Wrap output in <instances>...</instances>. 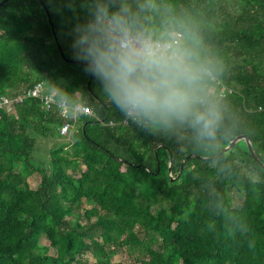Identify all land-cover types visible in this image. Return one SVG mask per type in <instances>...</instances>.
Wrapping results in <instances>:
<instances>
[{"label":"trees","instance_id":"1","mask_svg":"<svg viewBox=\"0 0 264 264\" xmlns=\"http://www.w3.org/2000/svg\"><path fill=\"white\" fill-rule=\"evenodd\" d=\"M44 2L53 24L40 0L0 8V99L13 101L0 106V264H118L122 251L141 264H264V166L245 139L204 158L248 135L264 163V0H172L219 61L222 120L204 142L120 117L72 46L84 0ZM38 82L72 106L66 134L57 103L26 96Z\"/></svg>","mask_w":264,"mask_h":264},{"label":"clouds","instance_id":"2","mask_svg":"<svg viewBox=\"0 0 264 264\" xmlns=\"http://www.w3.org/2000/svg\"><path fill=\"white\" fill-rule=\"evenodd\" d=\"M84 9L73 49L120 117L146 132L216 138L219 61L194 19L172 0H84Z\"/></svg>","mask_w":264,"mask_h":264},{"label":"built area","instance_id":"3","mask_svg":"<svg viewBox=\"0 0 264 264\" xmlns=\"http://www.w3.org/2000/svg\"><path fill=\"white\" fill-rule=\"evenodd\" d=\"M26 96H32V97H37L40 98L44 105L46 106V108L50 109L54 104H58L61 107V114L63 116V118H66V123L65 125H63L60 128V132L61 134H66L69 129L71 128L72 124L70 121H68V119L70 118V110L72 108V106H70V104L66 103V102H57L55 95L53 93H48L45 91V86L43 82H38L36 83L33 87L28 88L27 92H26ZM24 94L20 95L16 101H22L25 97ZM13 104L12 100H8L7 98L2 97L0 99V106H8L10 107ZM77 112H81V113H86V114H91L93 112V109L90 108L89 106H79L78 109H75Z\"/></svg>","mask_w":264,"mask_h":264},{"label":"water","instance_id":"4","mask_svg":"<svg viewBox=\"0 0 264 264\" xmlns=\"http://www.w3.org/2000/svg\"><path fill=\"white\" fill-rule=\"evenodd\" d=\"M7 1H9V0H2L1 2H0V8L7 2ZM41 2H42V4L44 5V7H45V9H46V11H47V14H48V16H49V19H50V21H51V23L53 24V21H52V16H51V12H50V10H49V8H48V6L46 5V3L44 2V0H40ZM57 38V37H56ZM59 46H60V48H61V50H62V47H61V44L59 43ZM62 54L64 55V51L62 50ZM71 61H73V60H71ZM78 62H80V63H83V64H85L84 62H82V61H78ZM92 76H93V74H92ZM97 96V95H96ZM84 130H85V128H84ZM243 139H245V140H247L248 141V144H249V147H250V150H251V152H252V154H253V156L264 166V163L261 161V159L259 158V156L257 155V153L255 152V149H254V147H253V143H252V140H251V138L248 136V135H240V136H238V137H236L229 145H227V146H225V147H223L222 148V150L220 151V153L219 154H217L216 156H206V157H204L205 159H212V158H214V157H221L226 151H228L229 149H231V148H233L234 146H236L237 145V143L238 142H240L241 140H243ZM194 155V154H193ZM188 159V157L186 158V160ZM185 160V161H186ZM184 167V163H183V165H182V168Z\"/></svg>","mask_w":264,"mask_h":264},{"label":"rangeland","instance_id":"5","mask_svg":"<svg viewBox=\"0 0 264 264\" xmlns=\"http://www.w3.org/2000/svg\"><path fill=\"white\" fill-rule=\"evenodd\" d=\"M32 187H37L39 183V176L33 175L29 178ZM242 201L241 196H234V205L239 204ZM111 259L113 262L118 264H141L140 262L135 260V257L131 256L127 251H122L119 253L112 254ZM96 259L93 256H90V263H96Z\"/></svg>","mask_w":264,"mask_h":264}]
</instances>
